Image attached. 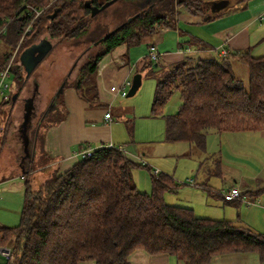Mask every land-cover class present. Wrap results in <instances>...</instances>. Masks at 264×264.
<instances>
[{
    "label": "trees",
    "instance_id": "trees-1",
    "mask_svg": "<svg viewBox=\"0 0 264 264\" xmlns=\"http://www.w3.org/2000/svg\"><path fill=\"white\" fill-rule=\"evenodd\" d=\"M145 1L0 0V30L5 25L0 41L9 49L0 56V70L17 48L10 72L18 92L32 76L26 77L19 55L47 39L52 48L46 56L59 45L78 51L63 86L73 88L89 107L101 106L95 76L107 54L121 45L128 49L140 45L141 39L159 28L172 29L177 8L200 16L209 5L207 0ZM93 10L97 11L94 15ZM28 26L31 33L23 36ZM231 59L247 67V87L236 78ZM147 66L152 70L151 61L142 68ZM159 72L152 115L161 116L174 90L181 99L177 112L165 117L166 142L187 143L204 152L210 131H264V55L254 57L244 50L220 59L159 66ZM60 97L55 91L48 110L31 130L33 141L39 143V157L33 153L19 164L23 169L21 219L15 227L0 226V246L12 254L6 264H126L137 250L168 255L179 264H210L225 254L252 253L264 264V234L227 219L200 218L193 209L167 204L163 195L175 192L176 185L166 174L151 175L149 194L139 191L131 173L140 165L116 146L93 149L63 172L53 168L44 181L35 183L36 167L50 162L44 152V133L65 116ZM13 103L0 104L8 124ZM78 149L86 148L80 145ZM263 191L264 186L253 193Z\"/></svg>",
    "mask_w": 264,
    "mask_h": 264
},
{
    "label": "rangeland",
    "instance_id": "rangeland-1",
    "mask_svg": "<svg viewBox=\"0 0 264 264\" xmlns=\"http://www.w3.org/2000/svg\"><path fill=\"white\" fill-rule=\"evenodd\" d=\"M246 3L243 0L240 4L241 8L237 12L240 15L245 12V16L251 18L253 15L250 13L252 11L251 6L246 8ZM259 9L261 10L257 11L255 15L258 18V14H260L263 17V21L259 22L256 19L251 28H255V35L258 32L264 35V2L261 4V7L259 6ZM262 45L255 50L257 54L254 55L261 56L264 54V44ZM7 51L9 49L0 41V56ZM15 51H17V48ZM77 52H73L62 45L53 47L51 52L41 61V64L34 69L32 76L26 80L25 85L18 92L15 84L13 93L16 95V99L9 112L10 125L8 122L6 123L5 111H0V119L3 122L0 126V225L3 227H15L20 222V214L24 202L22 180H20L23 169L20 168V165L21 162L22 164L24 163L26 157H30L33 153L35 157H39L40 154L38 150L40 149L39 143L33 141L31 130L37 125L38 120L42 116L41 114L48 110L51 103L50 99L59 87L63 77L65 79L69 77L68 74L70 72L68 69L73 64ZM130 53V57H132L130 65L134 69L131 75L132 78L136 72L135 64L140 59L139 56H145L146 47L143 48L140 45L133 46ZM10 60H13L12 57ZM231 63L236 78L243 83L244 88L247 87V67L235 59ZM152 72L155 74L153 75ZM160 73L156 75V68H152V71L147 69L143 73L144 78L141 81L142 84L139 89L131 97L120 98V101L113 106L114 123L118 126L115 128V139L118 141V145L116 146L118 147L121 144L127 143L130 154L135 156H138L142 152L146 154L142 161L147 166L136 161L140 166L135 167L131 173L133 183L136 184L139 191L149 194L152 188L150 182L151 175H154L153 170H158L161 174L168 175L176 185L175 192H165L163 195L167 204L176 207H193L195 209V215L200 218L217 220L232 219L235 223H238L237 219H240L239 210H247L244 203L234 208L230 205L223 204L222 200L216 197L214 198L210 193H205L200 187L187 184L186 180L192 181L195 179V163L197 161L192 156L191 158L185 156L188 151L187 144L181 142L168 143L164 139L166 127L165 117L174 115L177 112L181 103L179 93L174 90L170 99L164 105L160 117L153 116L150 111L156 86L155 79L159 77L158 75ZM7 82L11 84V87L13 86L11 78L7 79ZM128 90L129 87H127V92ZM28 98H31L33 101V106L30 109V119L26 125V130L23 131L21 128L23 120L22 113L25 100ZM121 115L125 119L121 117L118 121ZM126 120L131 123L133 128L131 132L124 126V121ZM2 127H4V131H2ZM41 132L43 131L41 130ZM216 135L214 131H210V134L206 137L207 147H209V151L211 152L210 156L214 157L202 161L201 165L203 168L196 176V183H206L214 194L222 191H220V188L223 184L214 174L215 166L213 160L216 157L221 159L223 165L229 166L233 170H240L246 173L253 172L254 174L255 171L259 172L261 181H264V151L262 150V147H264V139L262 137L250 134L237 136L233 134L232 137L224 133H221L219 137ZM242 137L247 140L241 143L243 144L241 148H243L239 153H236L234 151L235 148L233 150L232 148L236 143L240 144V142L235 139H241ZM247 142H251V144L246 147L245 144ZM219 144L221 145L222 155L217 152ZM39 170L40 168L36 167L34 171L33 178L35 183L44 181L48 177L51 169L45 170L38 176L37 172ZM205 173L208 175L207 181L202 176ZM232 184L227 179L225 184L227 190L225 191H228V188ZM249 208L254 209L255 207ZM245 210L242 212H245ZM254 221L256 222V226L262 227L263 230L261 232H255L252 229L253 232L264 234V220H259L260 223H258V220ZM6 263L7 259L0 256V264Z\"/></svg>",
    "mask_w": 264,
    "mask_h": 264
},
{
    "label": "crops",
    "instance_id": "crops-1",
    "mask_svg": "<svg viewBox=\"0 0 264 264\" xmlns=\"http://www.w3.org/2000/svg\"><path fill=\"white\" fill-rule=\"evenodd\" d=\"M207 1L209 2V5L205 8L206 12L203 15H191L187 11L185 12L181 8H177L178 13L175 16L174 27H172V29L159 28L155 34L141 39L142 41L140 46L143 48L146 47V53L144 57L139 56L140 59L135 64L136 72L132 78L131 75L134 72V69L130 65L132 58L130 57V50L133 47L128 49L125 45H121L111 53L107 54L100 62L98 72L95 76L97 99H99L101 106L89 107L88 103L78 97L73 88L63 86L67 79L64 78V81H61L59 85L60 87L56 90V95H61L60 99L64 104L65 116L59 123L48 127V130L44 133V152L47 157H50V162L40 168V173L37 172L38 176L45 170L47 171L56 167L59 171L63 172V170L68 169L77 162V160L81 157L79 156V152L81 151H91L105 145H118V141L115 139V128L118 126L114 123L113 106L120 101V98L123 97L110 94V88L113 86L118 87L127 84H130L128 86L130 88L132 80L136 76L140 77L141 83L144 78L143 73L147 69L152 71L148 66L144 69L142 68L145 62L147 63L148 61H151L149 57L151 47H153L154 51L159 55L158 61H151L153 68H156V75L160 73L159 66L160 68L167 67L182 61H187V63L193 64L203 58L220 59L222 57L220 55V51L222 50L229 52V57L235 52H244V50L249 51L254 57H259L254 54H257L255 50L258 49L259 46H263L264 35L260 32L255 35L256 30L251 27L254 25L256 19L259 20V22L263 21V17L260 14H258V18L255 14H257V11L261 10L259 9V6L261 7L264 0H244L247 2L246 8L251 6L252 11L250 13L253 14L251 18L245 16V12L241 15L237 12V10L241 8L240 4L243 0ZM232 60L234 59H231V61ZM231 61L230 64L232 66ZM154 74L155 73H153V75ZM106 110L111 112V119L109 121L104 119V112ZM121 117L122 115L119 116L118 121ZM122 118L125 119L124 116ZM124 124L130 132L131 129L133 130L130 121L126 120L124 121ZM209 134L210 132L206 135V137ZM216 134L217 137L221 135V133ZM224 134L231 135L230 137H232L233 134L236 136L241 134H250L257 135L258 137H262L264 139V131L257 134H251V132H233ZM235 140L239 141L240 144L236 143L232 150L235 148L234 151L239 153L243 148H241L243 145L241 143L246 142L247 139L242 137L241 139L237 138ZM250 144L251 142H247L245 146L247 147V145ZM80 145L85 146L86 149H78ZM207 146V138L204 152H199L193 147V145H188V151L185 156L188 158H191L192 156L197 161V163H195V179L199 171L203 168L201 165L202 161L214 157L210 156L211 152ZM119 147L123 154L133 163L138 161L145 164L142 159L146 154L143 152L138 156H135L128 152L127 143L121 144L118 148ZM125 149H127V151H125ZM262 150L264 151V147H262ZM217 152L222 155L220 144ZM213 161L215 166L214 174L223 184L221 185L220 191L227 190L225 184L228 179L233 183L228 190L238 187L246 200H257L255 201L257 202L256 204L249 205V207H255L254 209L246 206L247 210H239L240 221L238 219L237 221L249 230L253 229L255 232H261L263 228L256 226V222L254 220H258V223H260L259 220H264V191L260 195L253 193L264 186V181H261L259 172L255 171L254 174L253 172L246 173L240 170H233L231 167L223 165L221 159L218 157H216ZM145 165L147 166V164ZM149 169H151V167H149ZM159 173L161 172L159 171ZM202 176L204 180L207 181L208 175L205 173ZM195 179L192 180L195 183L193 186L200 187L202 191L210 193L214 198H219L222 200L223 204L236 208L237 206H240L239 204L243 203L239 200L225 201L220 193L214 194V192H211L206 183L198 184ZM186 208L193 209V207L190 206ZM244 210L245 212H242ZM193 211L195 212V209H193ZM228 220L234 222L232 219ZM80 264L94 263L91 261H82ZM126 264L179 263L168 255H149L141 250H137L132 253ZM210 264H259V261L255 254L236 253L215 257Z\"/></svg>",
    "mask_w": 264,
    "mask_h": 264
},
{
    "label": "built area",
    "instance_id": "built-area-1",
    "mask_svg": "<svg viewBox=\"0 0 264 264\" xmlns=\"http://www.w3.org/2000/svg\"><path fill=\"white\" fill-rule=\"evenodd\" d=\"M37 14H38V12L35 13V15H37ZM4 28H5V25L0 30V35H2V33L4 32ZM29 33H31V28L28 26L27 28H25L23 36L27 35ZM16 52L17 51H15L13 53L12 58H14ZM220 55L222 57H225V56L229 55V52H227L226 50H222V51H220ZM149 57H150L151 61H158L159 55L154 51L153 47L150 48ZM12 62H13V60H10L7 63V65L5 67H3L2 70H0V97H1V102L11 100L12 99V95L14 94L13 93L14 92V88H15L14 84L11 87V84L9 82H7V79H10V78L12 79V73L10 72V68L12 66ZM129 85L130 84L121 85V86H118V87L113 86V87L110 88V94L117 95V96L119 95L120 97L124 98L127 95V87ZM104 113H105L104 114V119L106 121H109L111 119V112H109V110H106ZM108 146H112V145H108ZM89 152L90 151H86V150L85 151H81V152H79V156H83V155L89 154ZM153 174L157 175V174H159V171L158 170H153ZM186 182L189 185H194L195 184L194 181H191V180H186ZM220 194L223 196L225 201L240 200L245 205H248V206L257 203L255 201H246V200L244 201L243 198L241 197L242 193H241V191H240V189L238 187L231 188L228 191L222 190L220 192ZM0 256L6 258L7 261L12 260L11 251L7 247L0 246Z\"/></svg>",
    "mask_w": 264,
    "mask_h": 264
},
{
    "label": "water",
    "instance_id": "water-1",
    "mask_svg": "<svg viewBox=\"0 0 264 264\" xmlns=\"http://www.w3.org/2000/svg\"><path fill=\"white\" fill-rule=\"evenodd\" d=\"M106 7V5L102 6L101 9ZM101 9L99 11H101ZM97 11L93 10L92 14L94 15ZM52 48L51 43L45 39V40H40L37 43H34L31 45V47L25 49L20 55H19V60L21 65L23 66V69L26 73V77H29L30 74H32L33 69L44 59L46 56V53L49 52V50ZM70 74H68L69 76ZM140 77L136 76L132 80V85L129 88L126 97H131L138 87L140 86ZM16 95H12L11 101H15ZM33 106V101L31 98H28L25 100V105L23 108V122L21 124V128L23 131L26 129V125L30 119V109H32Z\"/></svg>",
    "mask_w": 264,
    "mask_h": 264
}]
</instances>
